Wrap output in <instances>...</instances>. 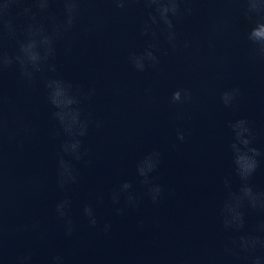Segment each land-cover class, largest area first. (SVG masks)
<instances>
[{
	"label": "clouds",
	"instance_id": "clouds-1",
	"mask_svg": "<svg viewBox=\"0 0 264 264\" xmlns=\"http://www.w3.org/2000/svg\"><path fill=\"white\" fill-rule=\"evenodd\" d=\"M19 0H4L3 4H0V23L8 29L11 33L13 29L11 27V22L7 17L9 16L11 6L15 3H18ZM66 11L68 12V17L66 20L65 27L70 28L73 24L74 14L76 12L77 0H64ZM149 3H159L161 4L159 10L160 17L164 21V23L168 26L169 29L172 28V23L168 19V13H172L173 15H177L179 12V0H148ZM249 2V10L250 11H260L261 8H264V5L259 4L258 0H248ZM46 6V0H41V7ZM118 6L122 7L123 4L118 0ZM153 22H155V17L152 18ZM30 31H32L30 29ZM42 32V29H38L36 32H33V38L27 40L26 42H20V54L15 57H10L8 55L0 56V70L2 68L10 66L13 62H18L21 70V75L28 80L30 83L33 79L34 72H40L42 70V64L51 56L54 52V48L52 47L53 37L47 35H39ZM39 35V39L35 38ZM174 39V33L169 34V41L171 42ZM248 39L256 45L262 52H264V22H257L256 26L251 29L248 34ZM47 45L43 54L40 51V45ZM148 58L150 61L156 62V57L149 52ZM134 66L140 70H144V63L140 62L138 59L135 60ZM54 70V69H53ZM45 88L47 89V99L48 102L52 105L53 108L57 109L53 113V115L62 123L65 124L66 130L70 131V127L66 124V119L71 117V113L65 111L70 105L75 102L73 96L71 95V85L65 83L62 80H49L45 82ZM238 91V90H234ZM234 92L229 93L225 92L222 95V100L224 104L227 106L229 104V100L234 98ZM191 93L187 89H178L172 93L171 101L173 103L181 102L183 99H190ZM0 105H2V101H0ZM240 123H245V121H240ZM7 128L6 120L3 116L2 110H0V135L4 133ZM83 134V133H81ZM178 137L180 140H183V134L178 133ZM249 141H244L243 144L247 146ZM74 147L78 146L77 144L73 145ZM67 147V146H65ZM233 148L236 149V145L233 144ZM248 152L253 153V155H258L259 153L255 149H248ZM154 155L158 156V153H154ZM244 159H250L252 161L250 166V171H244L240 168V161ZM63 165V161L60 162ZM235 163L237 165L238 174L242 179H247V177L255 170L257 164L255 159L250 157L247 152L240 153L239 150L236 151ZM63 175V173H61ZM62 186V185H61ZM128 185H125L127 187ZM161 189L159 186H155L150 190L153 193V200L157 198ZM131 199V198H130ZM245 201H239L237 206H243ZM67 203L65 201L62 204L57 205V211L61 216L64 215L63 208ZM252 207H255V198L249 202ZM241 217V221L239 223H235L232 225L235 231H241L245 228V220L243 212H237ZM85 214L91 216V209L86 208ZM91 223L95 225L96 221L93 218ZM69 224L71 222L69 221ZM229 222L225 220V227H229ZM71 227H69L68 232L71 234ZM258 248H264V241H261L259 237L252 234L242 235L239 237L238 241H233V247L226 248L225 252L234 256L237 261H243L244 264H262L264 261V257L256 255V251ZM237 249H240L238 252ZM241 252L244 253L241 255ZM59 259V258H57Z\"/></svg>",
	"mask_w": 264,
	"mask_h": 264
}]
</instances>
